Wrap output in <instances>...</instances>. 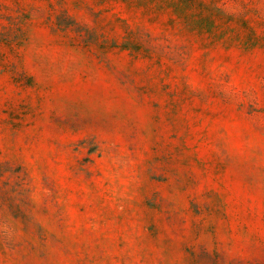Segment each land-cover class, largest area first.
Masks as SVG:
<instances>
[{
  "label": "rangeland",
  "instance_id": "1",
  "mask_svg": "<svg viewBox=\"0 0 264 264\" xmlns=\"http://www.w3.org/2000/svg\"><path fill=\"white\" fill-rule=\"evenodd\" d=\"M0 264H264V0H0Z\"/></svg>",
  "mask_w": 264,
  "mask_h": 264
}]
</instances>
